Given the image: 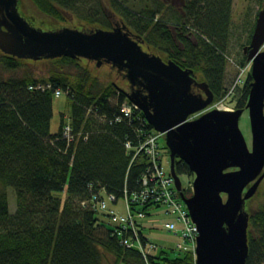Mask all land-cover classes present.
<instances>
[{
  "label": "trees",
  "instance_id": "16d2710c",
  "mask_svg": "<svg viewBox=\"0 0 264 264\" xmlns=\"http://www.w3.org/2000/svg\"><path fill=\"white\" fill-rule=\"evenodd\" d=\"M28 2L56 24L67 23L68 18L76 20L79 26L75 28L85 33L125 25L149 53L191 70L193 78L207 85L213 102L245 110L252 82L250 70L238 90V99L226 93L225 85L233 0ZM257 2L236 65L239 69L247 65L243 48L250 43L264 0ZM25 19L30 24L33 21L32 17ZM83 62L69 57L34 62L0 52V71L9 75H0V264H195L192 251L174 255L160 251L152 256L127 247L125 241H136L132 228L123 229L107 213L108 202L115 205L140 190L147 158H133L125 144L135 147L153 130L139 111L124 117L121 107L128 103L127 91L113 82L102 84ZM32 64L46 65L47 75L37 78L29 70ZM118 74L124 80L123 74ZM56 90L66 96L70 113L66 122L61 117L57 132L51 134ZM192 92L200 93L194 87ZM65 126L69 127L68 139L63 134ZM175 172L194 178L180 160L175 161ZM190 183L182 189L185 197L191 195ZM9 189L14 194V213L9 211ZM252 198L245 202V264H264V201L249 209ZM102 200L105 211L97 206ZM133 207L147 210L140 205ZM138 228V241L147 246L143 227Z\"/></svg>",
  "mask_w": 264,
  "mask_h": 264
},
{
  "label": "water",
  "instance_id": "95a60500",
  "mask_svg": "<svg viewBox=\"0 0 264 264\" xmlns=\"http://www.w3.org/2000/svg\"><path fill=\"white\" fill-rule=\"evenodd\" d=\"M263 47L264 3L250 43L243 48L252 80L245 105L251 132L248 149L238 128L243 110L203 112L213 102L207 85L197 82L191 70L144 51L125 25L88 33L65 27L43 32L20 15L18 0H0L2 54L34 62L69 57L123 74L128 102L164 135L170 175L197 229L195 264H245L247 258L245 202L264 179ZM193 87L201 93L194 94ZM176 158L193 174L189 197L176 175Z\"/></svg>",
  "mask_w": 264,
  "mask_h": 264
},
{
  "label": "rangeland",
  "instance_id": "374dc122",
  "mask_svg": "<svg viewBox=\"0 0 264 264\" xmlns=\"http://www.w3.org/2000/svg\"><path fill=\"white\" fill-rule=\"evenodd\" d=\"M264 3V2H263ZM263 6V5H262ZM258 7L257 0H233L232 2V12H231V30L230 36L228 40L226 56L227 63L225 69V85H226V93L231 95L234 99H238V90L242 86L244 79L246 77L247 72L250 70L251 64L244 67V73L241 75V68L236 67L238 61L241 58V47L246 42L247 36L251 29V25L253 22V16L255 14L256 8ZM18 11L23 14L26 18L32 17V23L30 24L35 29L41 30L43 32L54 30V28H71L76 29L75 27L79 26L76 20L68 18L67 23L56 24L53 21L48 20L43 15H41L38 11H36L32 5L28 2V0H20L18 5ZM22 16V15H21ZM23 17V16H22ZM23 17V18H25ZM27 21V20H26ZM142 49L148 52L142 45ZM264 49V47H263ZM149 53V52H148ZM151 54V53H150ZM155 55V53L153 54ZM156 56H158L156 54ZM160 57V56H159ZM162 60L163 58L160 57ZM83 65L87 66L88 69L98 78V80L102 84H107L109 82H113L117 84L121 89H124L128 92L127 86L128 83L126 80H122V75L118 74L115 70H112L108 65H103L99 68H96L95 64L92 62H88L83 60ZM164 61V60H163ZM88 62V63H86ZM166 62V61H165ZM29 70H32L34 75L37 78H42L47 75L48 67L44 64H36L30 65ZM18 75L20 73H17ZM0 75L3 78L9 76L6 73L0 71ZM198 82V81H197ZM195 94V93H194ZM234 99L232 103H234ZM215 103L209 105V107L203 111H210L217 109L215 107ZM225 109H231V106L222 105ZM202 112V113H203ZM70 113V106L67 98L64 94H61L59 97H53L52 104V119L50 122V133L55 134L58 130L61 117H63V121L66 122ZM200 114L192 116L190 119L197 118ZM189 119V120H190ZM238 128L240 133L242 134L245 143L250 149L251 145V132H250V123L248 117V111L244 110L239 117L238 120ZM155 132V131H154ZM165 147V139L164 135L159 140V153L161 158V163L165 171H169V155L167 149ZM178 179L182 185L185 187L187 182H192V178H187L185 175L178 176ZM263 182L260 183L259 190L257 195H255L251 201L248 203L249 209L257 208L264 201V179ZM223 199H225V195H222ZM8 198H9V211L10 213H14L15 211V200L14 194L12 190H8ZM105 198V197H104ZM106 199V198H105ZM108 209L113 210L116 215L121 216L124 215V203L123 200L120 199L117 201V204L113 205L108 202ZM246 211V210H245ZM153 213L148 217L140 221L143 224V236L147 240V246L141 249L144 253H150V255H158L160 251L168 253L169 255H174L177 252L176 246L180 243V239L177 236H174L173 232H169L168 230L162 227V224L169 223L173 226L174 230H181L182 225L179 224L172 217H165L162 211L154 210ZM98 217H101V213H98ZM151 221H155L152 223ZM140 252L139 247H137ZM143 253V252H142Z\"/></svg>",
  "mask_w": 264,
  "mask_h": 264
},
{
  "label": "built area",
  "instance_id": "2783aa9c",
  "mask_svg": "<svg viewBox=\"0 0 264 264\" xmlns=\"http://www.w3.org/2000/svg\"><path fill=\"white\" fill-rule=\"evenodd\" d=\"M243 73L244 68L243 70L241 69V75ZM46 87L49 88L48 86ZM29 89H31V87ZM37 89H40V87L38 86ZM61 94L63 93L60 90H56L54 91L53 96L59 97ZM222 105H224L223 101H219L215 104V107L218 110L232 111L231 109H225ZM133 110L137 111L135 106L130 103H124L121 107V112L124 117H129ZM143 120L146 122L145 119ZM63 134L65 138H69L70 134L68 126L64 127ZM162 137V134L153 131L145 138V140L138 143L135 147H132L129 143L125 144L126 150L133 152V158L137 155L145 156L147 158L148 166L141 177L140 190L132 193L129 198L126 196L123 199L125 208L124 215L118 216L112 210L107 213L114 221L123 227V229H126L127 226L132 228L136 241L135 243L125 241V244L127 247H139L143 252L141 253L144 254V251L141 249L142 245L138 241L136 230H140V228H138L139 225L143 227V224H141L140 221L147 217L146 213L150 215L153 213L152 211L160 209L165 217H172L182 225V229L177 231L174 230L173 226L169 223L162 224L164 229L173 232L174 236L179 237L180 243L176 246L177 251H192L194 254L195 239L198 235L197 229L190 220L186 207L177 196L178 192L175 189L173 177L170 175L169 171H165L162 166L159 153V140ZM108 199L111 202L114 201V198L111 196H109ZM133 205L146 207L147 210H132ZM97 206L99 210H106L105 201L103 200L100 201ZM151 222L154 223L155 221ZM143 247L145 248L146 246Z\"/></svg>",
  "mask_w": 264,
  "mask_h": 264
},
{
  "label": "flooded vegetation",
  "instance_id": "af4514ba",
  "mask_svg": "<svg viewBox=\"0 0 264 264\" xmlns=\"http://www.w3.org/2000/svg\"><path fill=\"white\" fill-rule=\"evenodd\" d=\"M113 70V69H112ZM175 161H179V159L178 158H176V160Z\"/></svg>",
  "mask_w": 264,
  "mask_h": 264
},
{
  "label": "crops",
  "instance_id": "0c3cea01",
  "mask_svg": "<svg viewBox=\"0 0 264 264\" xmlns=\"http://www.w3.org/2000/svg\"><path fill=\"white\" fill-rule=\"evenodd\" d=\"M257 9H258V7L256 8V11H257ZM256 11H255V12H256Z\"/></svg>",
  "mask_w": 264,
  "mask_h": 264
}]
</instances>
